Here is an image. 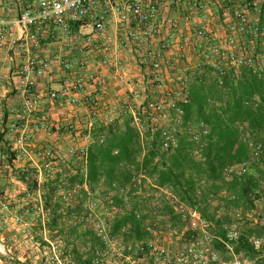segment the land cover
<instances>
[{
	"label": "built area",
	"instance_id": "2783aa9c",
	"mask_svg": "<svg viewBox=\"0 0 264 264\" xmlns=\"http://www.w3.org/2000/svg\"><path fill=\"white\" fill-rule=\"evenodd\" d=\"M5 8L15 9V16L6 18ZM254 15L261 18V22H254ZM212 18L228 20H219L218 25H213ZM82 29H92V32L83 34L80 33ZM110 29H116V37L109 34ZM210 29H222L223 34ZM227 29H230V33ZM263 33L264 0H0V52L8 55L15 53L20 57L14 76L21 107L14 113L22 121L13 128L17 134L10 153L2 154L0 158L7 169H11L12 164L9 163L12 158L33 161L29 149L34 136L43 133L48 138L55 137L52 125L35 120L42 102L46 100L37 90V75L50 72L54 64L61 67L62 73H71L73 67L69 61L62 62L61 57L43 59L45 39L65 41L71 50L75 49V40L80 39L85 56L83 67L88 68L91 56L98 54L102 57L98 61L101 68L113 71L118 81L127 84L128 101L120 106L114 105L102 114L105 125L117 123L118 116L131 114L133 126L142 134L147 128L153 133L159 132L164 148L174 150L180 144L177 128L184 126L183 106L190 102L191 57L194 56L222 76L244 69L263 74L264 53L257 43ZM121 53L129 59L137 57L143 66L141 79L131 78L128 63L119 56ZM104 80L103 75L94 73L76 78L65 77L61 101L68 104L69 115L74 117V109L80 106L78 94L85 93L89 84L105 86ZM47 98L56 103L60 100V92L50 93ZM93 115L97 116L98 113L94 112ZM94 129L95 123L88 122V133L83 136L86 144L77 143L70 149L71 154L82 161L81 170L84 173L87 172L88 150L94 143ZM186 129L191 140L197 144L210 134V127L204 122L188 123ZM69 130L71 137L77 140L82 138L75 124H70ZM99 142L104 143L105 138H100ZM251 148L253 159L230 168L229 177H245L250 173L252 161L262 154L261 146L252 144ZM62 151H54L50 147L40 153L41 164L32 162L38 170L34 180L38 186L40 209H44L43 175L57 176L62 173L61 167L66 162ZM3 169H0V175ZM150 183L143 171L135 174L132 180L133 195L142 194ZM116 192L126 193L127 189L119 187ZM256 194L257 205L264 206V192L256 191ZM76 195L77 189H62L61 197L66 203H71ZM156 198H160L159 193H156ZM172 202L176 213L191 223L193 234L186 244L172 251L164 243L153 239L119 242L101 223H96L95 230L106 244L104 256L110 252L121 260L137 256L147 259L148 264H264V237L250 238L255 251L252 259H242L235 253L242 237L238 229V222L244 219L241 211L229 212L233 217L232 222L225 224L226 238L221 239L213 235L214 225L203 218L198 210L177 200ZM113 203L109 199L108 205L115 209ZM8 210L9 205L0 196V219ZM30 211L28 208L26 213ZM261 217L260 210L254 213L255 225ZM15 220L17 223L24 222L19 216ZM169 229L176 234L178 232L172 225H169ZM216 240H220L228 249L227 256L218 250Z\"/></svg>",
	"mask_w": 264,
	"mask_h": 264
},
{
	"label": "trees",
	"instance_id": "16d2710c",
	"mask_svg": "<svg viewBox=\"0 0 264 264\" xmlns=\"http://www.w3.org/2000/svg\"><path fill=\"white\" fill-rule=\"evenodd\" d=\"M189 88L190 102L183 106L184 126L178 134L180 144L174 150L164 148L161 133H153L147 128L142 134L133 126L131 114H127L123 124L95 125L92 132L94 143L88 150L87 172L79 169L66 181V189H78L79 202L69 214L84 218L85 199L105 187L116 209L111 237L123 236L125 242L152 239L155 225L142 208L147 190L138 196L133 195L132 180L141 171L151 182L149 185L153 194L156 196L159 193L163 197L159 209L164 217L174 227L181 225V231L185 230L187 238L193 234L191 223L176 213L174 200L198 210L218 229L221 239L226 238L225 224L232 222L229 212L243 210L256 213L259 210L256 191L264 192V171L258 168L245 177H229L228 171L253 159L252 144L262 147V154L256 160L264 163V73L255 74L244 69L222 76L204 66L194 75L190 74ZM199 122L210 127V134L197 144L191 140L186 126ZM102 137L105 138L104 143L99 142ZM34 175L35 171L31 169L19 176L30 191H33ZM61 183H64L62 173L54 182L48 183V192L44 197L47 208L53 206L50 230L60 227L61 216L58 214L61 204L57 195ZM119 187L127 189V192H116ZM256 236L264 237L262 217L254 231L241 237L237 252L246 251L254 257L250 238ZM84 237L87 239L85 246L89 247L87 253L82 252L73 241L67 242L73 245L72 252L78 264L103 262L106 251L103 238L91 227L83 236L80 235V238ZM222 245L220 240H216L217 248Z\"/></svg>",
	"mask_w": 264,
	"mask_h": 264
},
{
	"label": "rangeland",
	"instance_id": "374dc122",
	"mask_svg": "<svg viewBox=\"0 0 264 264\" xmlns=\"http://www.w3.org/2000/svg\"><path fill=\"white\" fill-rule=\"evenodd\" d=\"M263 48L264 45L260 47L262 53H264ZM191 67L193 68L192 74L194 75L198 71L202 70L204 65L199 62V60L194 58V61L191 63ZM54 104L58 105L59 102ZM46 106H48L51 110H56L55 105L51 107L50 103H48ZM50 109L48 113L50 112ZM86 117L87 120L84 122V126H86V123L90 122V120L94 118L97 119L98 115L94 116L92 113H89ZM123 119L124 117L122 120ZM35 120H37L36 115ZM42 121L52 125L53 132H57L54 126L57 122L53 120L52 117L44 118ZM69 127L70 124L61 130L63 135L69 134ZM177 130L179 133L181 132L180 128H177ZM78 132H80V137L82 138L88 133L87 128L84 127H80ZM47 139L51 138L47 137ZM47 139L45 138L44 140H41L42 143H44L41 144L42 146L40 145L41 148L31 149L30 151V153L39 160L38 163L40 164L42 163L40 160V153L50 149V147L54 149V151H59V148L54 146L55 143H51ZM67 143L68 142L64 140L62 143L64 148L61 152V155L64 157L66 162L61 167L64 183L60 184V191L57 195V201L61 204V210L58 214V216H61L59 219V228H54L52 230L49 229V226L52 223L53 206L51 209H48L46 201L44 200V209H40L39 203L37 202L39 195L37 191L38 186L35 184L36 182L32 181L31 186L33 187V191H30L26 184H24L26 186V190H23L21 184L16 183L18 181L21 182L19 176L22 172H20V170L15 169L12 176H10L9 170H2L0 175V196H3L4 200L9 205V210L5 211L0 219V264H78L72 252L74 249L73 245H68V241H73L82 252L87 253V249L89 248H86L85 246L87 239L85 237L84 239L80 238V235L83 236L89 227L94 230L96 223H101L110 234L116 209H112L108 205L111 194L108 193L105 187L99 188L95 193L90 194L88 198L85 199L84 218H78L77 214H69V211H71V209L79 202L78 193L76 198H73L71 203H66L62 200V189H66L65 183L68 177L82 168V161L70 152V149L74 146L70 147ZM9 153L10 150L4 152L3 154ZM12 159H10V162ZM9 164H12V162ZM5 165V163L1 162L0 167L3 168ZM258 168L264 171V163L259 160L252 161L251 171L257 170ZM28 169H33L35 174L38 173V170L35 167H29ZM56 177L57 176L44 173V184L42 187L45 194L48 192V183L54 182ZM146 190L147 191L144 195L146 202L142 203V208L143 212L151 217L153 225H155L152 239L162 242L168 246L170 250L176 251L179 247L186 244L188 240H191V236L188 238L186 237L184 234L185 230L181 231L183 229L181 228V225L175 227L178 230L177 234L169 229V225L172 224L166 217H164L161 209H159V206L162 205L161 200L163 197L157 199L150 189V185L147 186ZM28 208L31 210L30 213H26ZM258 208L262 213V219L264 221V206L258 205ZM241 212H244V219L238 222V229L242 236H247L256 228L253 221L254 211L242 210ZM17 216L22 217L24 222L17 223L15 220ZM63 229L65 232H61ZM75 229H77V232ZM212 233L216 237H219L217 228H213ZM115 240L125 242L123 240V236L115 237ZM218 250L222 251L224 256H227L229 253L225 245H222V247L218 248ZM235 253L240 258L245 260L253 258L246 251L238 253L237 247L235 249ZM104 257V261L98 264H148L149 262L147 259L137 256L131 257L129 260H121L112 254V252L106 254Z\"/></svg>",
	"mask_w": 264,
	"mask_h": 264
},
{
	"label": "crops",
	"instance_id": "0c3cea01",
	"mask_svg": "<svg viewBox=\"0 0 264 264\" xmlns=\"http://www.w3.org/2000/svg\"><path fill=\"white\" fill-rule=\"evenodd\" d=\"M7 8H5L6 10ZM15 9L14 10H6L4 12V16L6 18L15 16ZM213 25H218L219 20L226 21L228 19L225 18H212L210 19ZM252 20L254 22H261V18L257 17L256 15L252 16ZM187 31V29H182ZM214 33L223 34L222 29H210ZM230 33V29H227ZM92 29H82L80 33L88 34L91 33ZM79 33V34H80ZM109 34L113 37L117 36L116 29H110ZM252 38V37H249ZM76 46L75 49H69L68 43L65 41H54L53 39H45L44 41V49L42 52V58H50L54 59L55 57H61L62 62L69 61L72 64L73 71L70 72H60V66L54 64L53 69L50 72H42L37 75V90L41 92L42 97L46 98L36 113L37 120L42 121L44 118L52 117L57 123L55 128L57 130L55 137L51 139H47L43 133L36 134L33 138L32 144L30 145L31 149L41 148L40 145L44 144L41 140L45 138L51 142L55 143V147L59 149H63L62 143L64 140L68 142L67 144L71 146H75V144L84 145L86 141L83 138L75 139L71 137V135H63L62 129L68 124H76L78 125L77 128L80 127L87 128L84 126V122L87 120V115L89 113H98V118H94L90 121H93L96 124H104L102 114L108 112L114 105H123L128 101V86L122 81H118L113 74V71H109L105 68H101L99 65V60H101V56L98 54H94L91 56L89 67H83V62L85 61V56L82 53L81 40H75ZM257 43L259 48L264 45V33L257 39ZM264 49V48H263ZM119 56L123 58L125 63H128V68L130 69L131 78L134 80L141 79L143 66L140 64L137 57L134 59H129L126 57L124 53H121ZM194 61V56L191 57V63ZM20 63V57L15 53H10L8 55L6 52H0V156L11 149L13 141L17 132L13 130V128L17 125L22 124V121L19 120V116L14 113L15 110H18L21 107V99L19 97L18 92L16 91V79H15V72L17 67ZM90 73H94L97 76L103 75L104 77V85H100L98 83L89 84L87 91L84 93H79L78 96L81 99L80 106L74 109L75 116L72 117L69 115V108L67 107L68 104H64L61 100L63 97L61 96V92L65 85V77L69 78H76L77 76H86ZM53 92H60V100L58 101L59 104H54L53 102L48 100V95ZM69 99V98H67ZM91 101V104H89ZM56 102V103H58ZM88 102V104L86 103ZM50 103L51 107L53 105L56 106V110H51L48 106ZM50 109V112L48 113ZM125 117L123 120L122 118ZM127 114L124 116H118L117 122L123 124ZM69 122V123H67ZM67 128V127H66ZM41 135V136H40ZM62 145V146H61ZM42 146V145H41ZM33 156V161H24V160H14L11 169H4L9 170L10 176L15 171V169L20 170V172H24L29 167L34 168V164L38 165L39 160ZM0 158V164H1ZM34 162V164H32ZM3 163V162H2ZM8 172V171H5ZM21 184L23 190H26V186L22 182H16Z\"/></svg>",
	"mask_w": 264,
	"mask_h": 264
}]
</instances>
